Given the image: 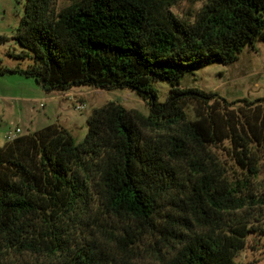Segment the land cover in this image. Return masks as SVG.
<instances>
[{
	"label": "trees",
	"instance_id": "1",
	"mask_svg": "<svg viewBox=\"0 0 264 264\" xmlns=\"http://www.w3.org/2000/svg\"><path fill=\"white\" fill-rule=\"evenodd\" d=\"M181 1L25 0L14 39L33 63L0 74L129 87L150 112L109 102L81 142L52 123L0 147V264H238L264 232V103L179 87L264 41V0H206L188 19Z\"/></svg>",
	"mask_w": 264,
	"mask_h": 264
},
{
	"label": "rangeland",
	"instance_id": "2",
	"mask_svg": "<svg viewBox=\"0 0 264 264\" xmlns=\"http://www.w3.org/2000/svg\"><path fill=\"white\" fill-rule=\"evenodd\" d=\"M206 0H183L174 5L172 12L181 18L191 15ZM25 0H0V69H25L32 58H20L22 48L14 33L23 15ZM157 101L164 102L170 90L167 81H154ZM181 88H196L212 92L217 98L231 103V108H252L264 103V41L256 40L246 46L230 63L214 61L204 67L187 71L179 80ZM120 104L144 115L150 112L149 99L129 87L99 88L90 84L74 85L65 90L44 89L33 77L19 73L0 74V147L9 140L8 133L19 135L42 128V120L66 128L75 142H81L87 131V119L95 108L106 103ZM190 117H193L191 107ZM36 131V130H35ZM264 182V173L259 176ZM148 241V240H147ZM141 249L150 252L145 242ZM238 264H264V232L251 233L247 243L235 257Z\"/></svg>",
	"mask_w": 264,
	"mask_h": 264
},
{
	"label": "built area",
	"instance_id": "3",
	"mask_svg": "<svg viewBox=\"0 0 264 264\" xmlns=\"http://www.w3.org/2000/svg\"><path fill=\"white\" fill-rule=\"evenodd\" d=\"M18 132H19V130L17 129L15 131V133L17 134ZM16 134L8 133L7 136H6V139L10 141V140H12V139H14L16 137Z\"/></svg>",
	"mask_w": 264,
	"mask_h": 264
},
{
	"label": "crops",
	"instance_id": "4",
	"mask_svg": "<svg viewBox=\"0 0 264 264\" xmlns=\"http://www.w3.org/2000/svg\"><path fill=\"white\" fill-rule=\"evenodd\" d=\"M47 121L45 120H42L41 121V124H43L41 127H44V126H46V125H49V124H52V123H46ZM35 130H37V129H34L33 131H35Z\"/></svg>",
	"mask_w": 264,
	"mask_h": 264
}]
</instances>
